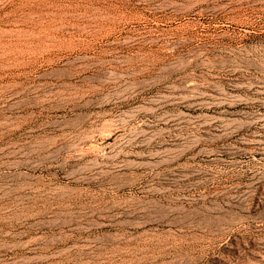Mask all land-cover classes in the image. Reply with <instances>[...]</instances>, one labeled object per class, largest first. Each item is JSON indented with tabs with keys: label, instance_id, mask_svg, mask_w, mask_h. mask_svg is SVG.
Wrapping results in <instances>:
<instances>
[{
	"label": "rangeland",
	"instance_id": "obj_1",
	"mask_svg": "<svg viewBox=\"0 0 264 264\" xmlns=\"http://www.w3.org/2000/svg\"><path fill=\"white\" fill-rule=\"evenodd\" d=\"M0 264H264V0H0Z\"/></svg>",
	"mask_w": 264,
	"mask_h": 264
}]
</instances>
